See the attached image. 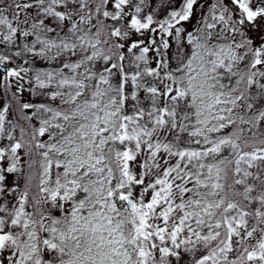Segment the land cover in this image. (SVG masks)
I'll list each match as a JSON object with an SVG mask.
<instances>
[{"label": "snow or ice", "instance_id": "obj_1", "mask_svg": "<svg viewBox=\"0 0 264 264\" xmlns=\"http://www.w3.org/2000/svg\"><path fill=\"white\" fill-rule=\"evenodd\" d=\"M0 264H264V0H0Z\"/></svg>", "mask_w": 264, "mask_h": 264}]
</instances>
